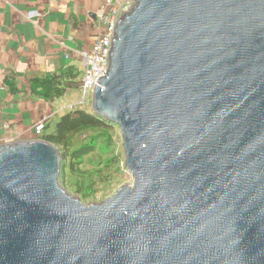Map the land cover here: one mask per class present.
Returning <instances> with one entry per match:
<instances>
[{"label": "water", "instance_id": "water-1", "mask_svg": "<svg viewBox=\"0 0 264 264\" xmlns=\"http://www.w3.org/2000/svg\"><path fill=\"white\" fill-rule=\"evenodd\" d=\"M91 112L132 183L85 205L54 144H1L0 264H264V0H134Z\"/></svg>", "mask_w": 264, "mask_h": 264}, {"label": "crops", "instance_id": "crops-1", "mask_svg": "<svg viewBox=\"0 0 264 264\" xmlns=\"http://www.w3.org/2000/svg\"><path fill=\"white\" fill-rule=\"evenodd\" d=\"M106 10V0H0V145L30 139L31 127L44 118L53 126L70 111H91L82 90L81 98L72 88L50 101L31 83L73 66L79 71L73 87L80 89L77 53L90 50L104 31Z\"/></svg>", "mask_w": 264, "mask_h": 264}, {"label": "trees", "instance_id": "trees-1", "mask_svg": "<svg viewBox=\"0 0 264 264\" xmlns=\"http://www.w3.org/2000/svg\"><path fill=\"white\" fill-rule=\"evenodd\" d=\"M78 76V69L70 66L49 77L33 79L31 89L44 99L52 101L64 96L67 88L76 86L75 80ZM114 126L86 110L70 111L63 114L53 126L46 124L41 138L54 144L62 155L60 175L62 186H66L68 174H80L83 177L84 172L80 167L84 165L88 156L89 161L96 163L97 159L103 156L102 150L115 147L112 134ZM86 132L91 134L89 140L79 143L78 138ZM115 162L119 164V159L110 158L106 160L105 165L108 166V163L114 165ZM76 189L77 192L85 193V196L93 192L92 184H84L83 180L77 183Z\"/></svg>", "mask_w": 264, "mask_h": 264}, {"label": "rangeland", "instance_id": "rangeland-1", "mask_svg": "<svg viewBox=\"0 0 264 264\" xmlns=\"http://www.w3.org/2000/svg\"><path fill=\"white\" fill-rule=\"evenodd\" d=\"M83 66V64H82ZM83 70V67H82ZM81 81H79L80 87ZM74 89L73 92L81 98V88L69 87L67 89ZM81 91V92H80ZM70 94V91H69ZM73 93L72 96L74 97ZM90 92H87L85 103H89ZM68 98V97H67ZM91 100V99H90ZM115 140V147L102 150L103 156L98 158V162L89 161V156L85 159L84 165L80 167L83 177L79 175L68 174L66 186L64 187L71 195L77 197L85 205L100 203L111 197L120 187L131 184L133 178L131 174L124 168V152L122 148L121 135L119 128L114 126L112 131ZM91 136L90 132L81 135L78 140L79 143H85ZM112 158L119 159V164L115 162L114 165H105L106 160ZM100 162V163H99ZM91 174V175H89ZM83 180L84 184H92L93 192L85 196L83 192H77V183Z\"/></svg>", "mask_w": 264, "mask_h": 264}, {"label": "built area", "instance_id": "built-area-1", "mask_svg": "<svg viewBox=\"0 0 264 264\" xmlns=\"http://www.w3.org/2000/svg\"><path fill=\"white\" fill-rule=\"evenodd\" d=\"M133 3L134 0H106L107 10L101 16L105 24L104 31L95 38L93 47L90 50L77 53L83 64L80 84L83 93L82 102L85 101L87 92H90L89 99H91L94 88L98 85L99 80L106 75L115 28L122 12L129 10ZM27 17L31 19L36 16L35 13H30ZM46 124L47 120L45 118L35 123L31 127V137L28 140L42 139Z\"/></svg>", "mask_w": 264, "mask_h": 264}]
</instances>
